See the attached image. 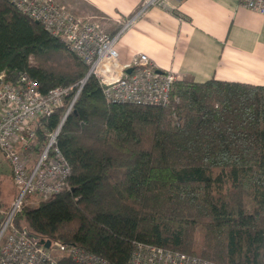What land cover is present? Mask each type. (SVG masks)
Returning a JSON list of instances; mask_svg holds the SVG:
<instances>
[{"label": "trees", "instance_id": "trees-1", "mask_svg": "<svg viewBox=\"0 0 264 264\" xmlns=\"http://www.w3.org/2000/svg\"><path fill=\"white\" fill-rule=\"evenodd\" d=\"M88 71L62 37L0 0L8 83L26 73L47 93ZM172 96L179 102L168 106L110 103L91 76L57 137L71 188L25 204L15 226L112 264H129L136 241L218 264H264V86L177 81ZM69 101L41 119L26 155L43 152Z\"/></svg>", "mask_w": 264, "mask_h": 264}, {"label": "built area", "instance_id": "built-area-1", "mask_svg": "<svg viewBox=\"0 0 264 264\" xmlns=\"http://www.w3.org/2000/svg\"><path fill=\"white\" fill-rule=\"evenodd\" d=\"M23 14L43 24L54 36L62 37L68 48L88 65L87 75L77 83L39 90L38 82L20 73L16 83H8L0 74V169L10 166L17 196L9 209L0 211V264H61L69 258L79 264H112L108 259L86 251L77 244L60 241L47 247L27 229L15 226L14 219L36 196L46 200L70 189L72 166L57 144L60 128L48 134V144L40 158L31 165L25 156L36 139V126L51 116L70 97L66 113L77 102L87 80L99 79L106 100L115 104L168 106L178 75L161 70L145 53L122 62L112 35L98 16H77L57 0H6ZM239 4L264 14V0H238ZM166 0H142L135 18L151 7H165ZM133 19L126 22L128 26ZM132 69L129 73L128 70ZM53 148V153L50 150ZM129 264H218L181 251L145 242H134Z\"/></svg>", "mask_w": 264, "mask_h": 264}, {"label": "crops", "instance_id": "crops-1", "mask_svg": "<svg viewBox=\"0 0 264 264\" xmlns=\"http://www.w3.org/2000/svg\"><path fill=\"white\" fill-rule=\"evenodd\" d=\"M69 2L75 12L104 17L107 30L119 33L115 47L122 62L145 53L159 69L177 73L178 81L264 86V14L238 0H166L165 7L136 18L142 0Z\"/></svg>", "mask_w": 264, "mask_h": 264}, {"label": "rangeland", "instance_id": "rangeland-1", "mask_svg": "<svg viewBox=\"0 0 264 264\" xmlns=\"http://www.w3.org/2000/svg\"><path fill=\"white\" fill-rule=\"evenodd\" d=\"M57 1L61 4H64L65 6H67L77 16L85 17L88 15L94 14L89 10H85L82 12H75L73 6L69 2L70 0H57ZM96 16H98L100 18V20L103 22L104 26H106L104 23L105 18L99 16L98 14H96ZM44 149H43V151H44ZM42 153L38 154V153L34 152V153H32V155H29V156L25 155V156L29 160V163L32 165L40 158ZM0 190H1V201L3 204L0 206V211L5 210V209L7 210V209H9V207L13 203L15 197L17 196V188H16L15 183L13 181V174H12L10 166L8 164H6V167H4L3 170L0 169ZM39 202H40V199H38L36 196H33L30 199H27L26 204L28 206H37Z\"/></svg>", "mask_w": 264, "mask_h": 264}, {"label": "water", "instance_id": "water-1", "mask_svg": "<svg viewBox=\"0 0 264 264\" xmlns=\"http://www.w3.org/2000/svg\"><path fill=\"white\" fill-rule=\"evenodd\" d=\"M131 70L132 69H129L128 72L130 73ZM68 115H69V113H66L65 114V116H64V118H63V120H62V122H61V124L59 126L60 129L62 128V126H63V124H64V122H65V120H66V118H67ZM47 147L49 148L50 147V144H48ZM42 242H44L47 247H49L51 245V240H47V241L46 240H42Z\"/></svg>", "mask_w": 264, "mask_h": 264}]
</instances>
